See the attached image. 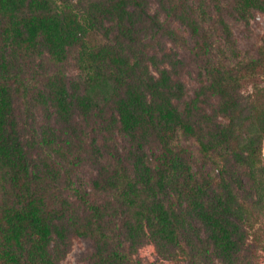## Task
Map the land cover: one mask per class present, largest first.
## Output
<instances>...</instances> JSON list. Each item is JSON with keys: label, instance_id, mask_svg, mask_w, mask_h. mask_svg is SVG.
<instances>
[{"label": "trees", "instance_id": "obj_1", "mask_svg": "<svg viewBox=\"0 0 264 264\" xmlns=\"http://www.w3.org/2000/svg\"><path fill=\"white\" fill-rule=\"evenodd\" d=\"M255 14L0 0V264H57L76 238L89 264H264V36L232 34Z\"/></svg>", "mask_w": 264, "mask_h": 264}, {"label": "rangeland", "instance_id": "obj_2", "mask_svg": "<svg viewBox=\"0 0 264 264\" xmlns=\"http://www.w3.org/2000/svg\"><path fill=\"white\" fill-rule=\"evenodd\" d=\"M232 34L238 47L242 50H249L253 53L254 44L264 36V19L259 14H255L247 27L241 25H232ZM181 78L190 93L194 88L195 82L191 75V70L186 62L181 71ZM262 158L264 161V141L262 143ZM90 253V242L86 239H73L66 251L57 264H89L87 261ZM140 255L144 258L151 259L152 249L145 247L140 250Z\"/></svg>", "mask_w": 264, "mask_h": 264}]
</instances>
